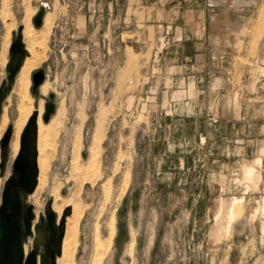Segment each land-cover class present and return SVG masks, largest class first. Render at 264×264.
<instances>
[{
    "label": "rangeland",
    "instance_id": "1",
    "mask_svg": "<svg viewBox=\"0 0 264 264\" xmlns=\"http://www.w3.org/2000/svg\"><path fill=\"white\" fill-rule=\"evenodd\" d=\"M263 10L264 0H0V222L20 238V264H264ZM17 35L25 56L11 72ZM33 113L28 190L17 152Z\"/></svg>",
    "mask_w": 264,
    "mask_h": 264
},
{
    "label": "water",
    "instance_id": "2",
    "mask_svg": "<svg viewBox=\"0 0 264 264\" xmlns=\"http://www.w3.org/2000/svg\"><path fill=\"white\" fill-rule=\"evenodd\" d=\"M45 2H40L36 13L32 17L34 26H39L42 22L43 13L45 11ZM10 56L8 66L11 72L19 66L23 58V48L19 35H17L9 46ZM44 79V71L42 68H37L30 73L31 80V93L36 95L39 93L38 85ZM43 111L41 114L42 121H47L51 113L55 109V102L53 101V93L48 92L46 96H43ZM35 113H33L26 121L19 140V149L17 152V160L21 163L19 170V181L25 185L26 189L30 190L35 183ZM22 256L20 238L16 232L10 234L6 243L3 239H0V264H20ZM35 259L33 255H26L24 264H34Z\"/></svg>",
    "mask_w": 264,
    "mask_h": 264
},
{
    "label": "bare ground",
    "instance_id": "3",
    "mask_svg": "<svg viewBox=\"0 0 264 264\" xmlns=\"http://www.w3.org/2000/svg\"><path fill=\"white\" fill-rule=\"evenodd\" d=\"M262 9V8H261ZM45 10H46V8H45ZM261 11V10H260ZM264 11V10H263ZM264 13V12H263ZM262 13V14H263ZM44 15H45V11H44V13H43V17H42V22H41V24L43 23V20H44ZM259 19V18H258ZM259 22V21H258ZM260 23H261V21H260ZM41 24H40V26H41ZM25 56V55H24ZM24 56H23V58H22V60H21V62H20V64H19V66H18V68H17V71H18V69L20 68V66H21V64L23 63V61H24ZM16 71V72H17ZM44 80H45V78L43 79V81L38 85V90H39V87L42 85V83L44 82ZM26 98V96L24 95V99ZM23 106V105H22ZM25 112H27V110H24ZM54 111H55V109H54ZM54 111L51 113V115L54 113ZM51 115H50V117H51ZM50 117L48 118V120L50 119ZM48 120L47 121H45V123L46 122H48ZM35 131H36V125H35ZM37 133V132H36ZM258 160H259V158H256L255 159V161H254V163H258ZM249 163V162H248ZM260 164H261V162H259ZM258 163V165H260ZM35 164H36V135H35ZM252 165H253V162L251 163ZM251 164H245V166H244V168H243V171H242V173H243V177L244 178H249V180H250V176L251 175H253L252 174V172L254 171L255 172V170H253V166L251 165ZM258 165H257V167H258ZM255 166H256V164H255ZM36 170H37V168H36ZM258 170V169H257ZM259 171V170H258ZM257 171V172H258ZM256 173V172H255ZM36 174V173H35ZM258 174L259 173H257V176H258ZM254 177H255V174H254ZM260 177V176H259ZM254 179V178H253ZM248 180V179H247ZM246 180V181H247ZM251 180H252V178H251ZM259 180V179H258ZM242 200H243V198H242ZM222 201V200H221ZM221 201H219V202H221ZM223 202H224V200H223ZM238 202L240 203V199H238L237 197H232L231 199H230V201H229V204H228V207H227V209H226V211H225V215H226V217H227V219H228V221L231 219V218H233V215L235 214V211H234V208H236V207H234V205L235 204H238ZM218 204V203H217ZM225 204V203H224ZM262 209H264V198H263V200H262ZM223 205V204H222ZM226 206V205H225ZM218 209H219V206H218ZM220 210V209H219ZM218 210V211H219ZM220 212V211H219ZM263 212H264V210H263ZM219 214V213H218ZM235 216V215H234ZM230 222V221H229ZM109 226H107V227H109L110 229V233H109V236L111 237L112 235H113V233H114V217L109 221ZM229 224V223H228ZM109 240V239H108Z\"/></svg>",
    "mask_w": 264,
    "mask_h": 264
},
{
    "label": "flooded vegetation",
    "instance_id": "4",
    "mask_svg": "<svg viewBox=\"0 0 264 264\" xmlns=\"http://www.w3.org/2000/svg\"><path fill=\"white\" fill-rule=\"evenodd\" d=\"M36 177V174H35ZM16 231H10L9 230V223L1 220L0 222V239H3L5 242V248H6V243L9 239L10 234Z\"/></svg>",
    "mask_w": 264,
    "mask_h": 264
},
{
    "label": "crops",
    "instance_id": "5",
    "mask_svg": "<svg viewBox=\"0 0 264 264\" xmlns=\"http://www.w3.org/2000/svg\"><path fill=\"white\" fill-rule=\"evenodd\" d=\"M129 47V46H128ZM181 93L179 91L175 92V95H180Z\"/></svg>",
    "mask_w": 264,
    "mask_h": 264
}]
</instances>
